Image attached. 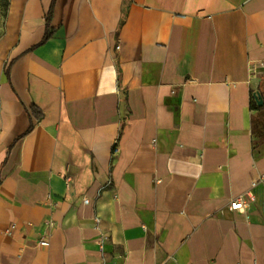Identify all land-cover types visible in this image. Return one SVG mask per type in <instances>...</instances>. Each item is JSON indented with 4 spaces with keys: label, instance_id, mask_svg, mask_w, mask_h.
Returning <instances> with one entry per match:
<instances>
[{
    "label": "crops",
    "instance_id": "1",
    "mask_svg": "<svg viewBox=\"0 0 264 264\" xmlns=\"http://www.w3.org/2000/svg\"><path fill=\"white\" fill-rule=\"evenodd\" d=\"M8 1L0 264H264V0Z\"/></svg>",
    "mask_w": 264,
    "mask_h": 264
},
{
    "label": "built area",
    "instance_id": "2",
    "mask_svg": "<svg viewBox=\"0 0 264 264\" xmlns=\"http://www.w3.org/2000/svg\"><path fill=\"white\" fill-rule=\"evenodd\" d=\"M250 75L252 76H259L264 77V70L262 66H257V68H250ZM118 151V143L114 146L113 152L116 153ZM257 186V182H252L250 189H248L246 192L241 194L239 197H237L235 200H233L230 205L229 209L231 211H247L251 204L255 201V194H254V188ZM85 202H87L85 200ZM42 226L46 228L47 230H51L53 228V222L50 219H45L42 223ZM16 229V226L12 224L7 230L6 234L11 235L12 232ZM38 245L40 247H47L49 245L48 239L46 237H42L38 240Z\"/></svg>",
    "mask_w": 264,
    "mask_h": 264
},
{
    "label": "trees",
    "instance_id": "3",
    "mask_svg": "<svg viewBox=\"0 0 264 264\" xmlns=\"http://www.w3.org/2000/svg\"><path fill=\"white\" fill-rule=\"evenodd\" d=\"M1 1L4 3V6H5L6 10H7V7H8V4H9V1H8V0H1ZM54 2H55V0L52 1V7H53ZM52 7H51V8H52ZM50 13H51V10H50V12H49V14H48V19H47V21L49 20V15H50ZM50 35H51V33H50L49 31H47V32H46V35H45V37H44V39H43V41H46V40L50 37ZM255 109L263 110L264 107L257 108V107L255 106ZM31 115H32L33 117H35V118H39V117L42 115V112H41V110H40L38 107H36V106H32V107H31Z\"/></svg>",
    "mask_w": 264,
    "mask_h": 264
},
{
    "label": "rangeland",
    "instance_id": "4",
    "mask_svg": "<svg viewBox=\"0 0 264 264\" xmlns=\"http://www.w3.org/2000/svg\"><path fill=\"white\" fill-rule=\"evenodd\" d=\"M6 8L4 6V3L0 0V34L3 29V23L5 18Z\"/></svg>",
    "mask_w": 264,
    "mask_h": 264
},
{
    "label": "water",
    "instance_id": "5",
    "mask_svg": "<svg viewBox=\"0 0 264 264\" xmlns=\"http://www.w3.org/2000/svg\"><path fill=\"white\" fill-rule=\"evenodd\" d=\"M254 98H255L257 104H258L259 106H261L262 103H263V101H264V98H262V97L259 96V95H256Z\"/></svg>",
    "mask_w": 264,
    "mask_h": 264
}]
</instances>
